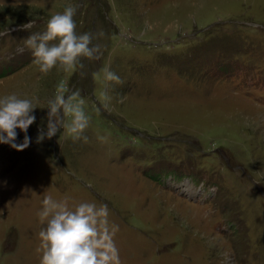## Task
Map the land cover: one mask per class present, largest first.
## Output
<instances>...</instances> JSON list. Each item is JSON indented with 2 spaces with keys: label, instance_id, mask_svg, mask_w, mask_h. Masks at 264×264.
Returning <instances> with one entry per match:
<instances>
[{
  "label": "rangeland",
  "instance_id": "rangeland-1",
  "mask_svg": "<svg viewBox=\"0 0 264 264\" xmlns=\"http://www.w3.org/2000/svg\"><path fill=\"white\" fill-rule=\"evenodd\" d=\"M69 5L98 58L42 73L25 40ZM60 83L88 126L37 144ZM11 94L36 121L0 143V264H40L45 196L106 205L120 264H264V0H0Z\"/></svg>",
  "mask_w": 264,
  "mask_h": 264
},
{
  "label": "clouds",
  "instance_id": "clouds-1",
  "mask_svg": "<svg viewBox=\"0 0 264 264\" xmlns=\"http://www.w3.org/2000/svg\"><path fill=\"white\" fill-rule=\"evenodd\" d=\"M75 13L74 6L65 7L62 13L50 17L45 31L26 38L25 44L32 50L33 62L42 73H48L57 64L65 70L72 69L80 57L98 58L99 45L90 47L93 34L76 33ZM20 27L29 29L32 22ZM53 41L58 42L50 43ZM103 71L106 81L120 82V78L108 68ZM66 92L65 84L60 83L55 97L48 101L47 123L44 126L42 118L37 144L46 138L51 139L61 129L79 138L88 126L89 117L85 114V102L80 98V92L67 95ZM102 97L108 98L105 93ZM35 108L31 100L19 98L16 94L0 99V143L17 151L29 147L31 138L27 132L36 121ZM17 129L25 134L21 143H16ZM42 204L38 217L41 223L46 222V226L38 233L41 244L37 251L42 250L40 264H120L113 240L117 228L113 226L109 231L106 205L97 208L92 203H81L70 210L66 201L57 202L51 196H45Z\"/></svg>",
  "mask_w": 264,
  "mask_h": 264
}]
</instances>
